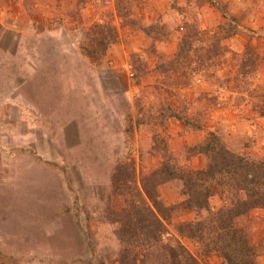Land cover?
<instances>
[{"label": "rangeland", "instance_id": "1", "mask_svg": "<svg viewBox=\"0 0 264 264\" xmlns=\"http://www.w3.org/2000/svg\"><path fill=\"white\" fill-rule=\"evenodd\" d=\"M160 18L173 30L155 43L129 23ZM107 24L118 40L91 62L83 46L93 27ZM230 26L236 33L225 37ZM187 28L196 32L195 58L170 69ZM198 56L210 58L198 65ZM245 63L253 71L238 73ZM260 93L264 0H0V264H119L107 207L149 200L140 176L161 164L158 148L166 144L179 167L200 170L206 158L192 148L213 132L232 152L264 160ZM169 107L201 127L173 117L164 124ZM158 189L165 203L182 200L176 183ZM204 215L182 212L166 226L198 264H221L216 233L207 251L176 232V223ZM235 224L264 264V208ZM141 250L131 253L137 263Z\"/></svg>", "mask_w": 264, "mask_h": 264}, {"label": "trees", "instance_id": "2", "mask_svg": "<svg viewBox=\"0 0 264 264\" xmlns=\"http://www.w3.org/2000/svg\"><path fill=\"white\" fill-rule=\"evenodd\" d=\"M118 13L123 18L128 15L119 7ZM162 22L161 19L143 25L141 22L129 20L132 28H136L153 43L165 39L173 30L169 22L165 20L164 23ZM235 33L236 29L230 26L225 37ZM195 36L196 32L190 28L186 29L175 56L168 63L170 69L176 70L192 64L195 58L192 53ZM88 37L83 51L91 62L97 63L106 54L109 46L117 42L118 33L111 24L96 25ZM209 58L200 59L198 56V65ZM160 66L158 64L159 68ZM241 69L242 71L238 73L253 71L252 66L246 63ZM242 77L244 80L247 79V74L243 73ZM258 96L263 98L264 103V93ZM259 114L264 116V104L263 106L260 104ZM167 117L176 118L193 129L201 127L180 111L170 107L164 111V124ZM137 121L141 124L145 120L138 117ZM158 149L162 154L161 164L158 168L140 176L142 188L149 200H143L140 205L125 201L126 206L120 210L107 207L106 215L110 222L118 225L114 232L122 245V250L117 253V262L119 264H198L194 256L179 243L166 226V223H170L176 215L194 211L197 214L205 213V217L193 222L176 223L175 229L180 236L197 239L202 245H207V251H210L207 237L211 233H216V242H214L216 246L212 247L218 249L224 259L221 264H258L255 260L257 255L255 246L250 243L243 228H238L235 222L255 208H264V160L244 157L232 152L221 135L213 132L209 133L203 145L197 144L192 148L193 154L198 153L206 158L205 167L200 170L179 167L174 158L168 154L166 144L164 148ZM168 182L176 183L178 193L182 196L181 201L168 204L161 198L158 186ZM118 184V182L114 183L113 192L117 193ZM123 184L127 185L126 179ZM120 195H126L125 191ZM216 196L223 198V203L217 210H212L209 203ZM226 199L228 203H224ZM258 245L264 251V244ZM137 247L142 248L143 254L139 263L137 257L131 254Z\"/></svg>", "mask_w": 264, "mask_h": 264}, {"label": "built area", "instance_id": "3", "mask_svg": "<svg viewBox=\"0 0 264 264\" xmlns=\"http://www.w3.org/2000/svg\"><path fill=\"white\" fill-rule=\"evenodd\" d=\"M101 2L104 6H110L112 5L113 0H97Z\"/></svg>", "mask_w": 264, "mask_h": 264}, {"label": "crops", "instance_id": "4", "mask_svg": "<svg viewBox=\"0 0 264 264\" xmlns=\"http://www.w3.org/2000/svg\"><path fill=\"white\" fill-rule=\"evenodd\" d=\"M171 37H173V36L171 35Z\"/></svg>", "mask_w": 264, "mask_h": 264}]
</instances>
